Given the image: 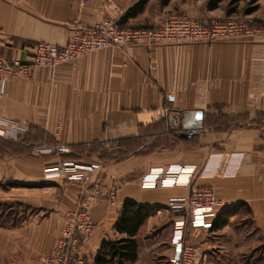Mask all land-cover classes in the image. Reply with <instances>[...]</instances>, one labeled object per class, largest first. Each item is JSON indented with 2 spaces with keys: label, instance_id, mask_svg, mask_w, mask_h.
<instances>
[{
  "label": "crops",
  "instance_id": "obj_1",
  "mask_svg": "<svg viewBox=\"0 0 264 264\" xmlns=\"http://www.w3.org/2000/svg\"><path fill=\"white\" fill-rule=\"evenodd\" d=\"M171 4L0 0V53L27 61L35 43L63 45L76 26L107 18L121 27H150L156 17L173 13ZM254 4L252 14L264 20V0ZM216 8L204 5L196 17L212 18ZM169 93L173 101L166 99ZM167 110L191 117L200 112L203 131L192 139L169 131ZM6 119L17 126L5 138L14 150L0 149V185L9 182L0 197L22 200L33 212L0 225V264H38L53 251L63 213L78 194L77 184L44 176V167L59 158L93 163L104 196L116 187L113 203L104 197L89 208L98 226L79 248L87 263L103 240L125 236L115 222L131 201L155 209L136 233L131 264H171L178 213L168 200L204 187L224 208L214 227L190 230L197 264H243L248 254L264 264L263 35L102 48L54 67H35L27 78L6 80L0 121ZM56 145L68 151L47 152ZM169 164L193 166L190 182L141 185L151 168ZM161 223L167 224L163 239L154 235Z\"/></svg>",
  "mask_w": 264,
  "mask_h": 264
},
{
  "label": "built area",
  "instance_id": "obj_2",
  "mask_svg": "<svg viewBox=\"0 0 264 264\" xmlns=\"http://www.w3.org/2000/svg\"><path fill=\"white\" fill-rule=\"evenodd\" d=\"M257 34L264 36V24H259L252 18L192 19L172 13L156 17L153 24L146 28L121 27L113 19H102L91 26H76L63 45L41 41L35 43L27 61L7 58L0 53V97L4 94L6 80L10 77L27 78L35 67H54L102 48H124L134 44L151 45L156 42L227 39ZM166 99L173 101L174 95L169 93ZM166 119L168 130L181 134L186 139H192L203 131L201 120L193 119L188 113L181 115L176 110H167ZM16 126L15 120L0 121V137L7 138V129ZM67 151L68 148L60 145L47 149V152L55 154ZM93 166V163L59 158L44 167L46 178L73 182L78 186V194L73 207L63 213L62 229L53 251L49 255L41 256L38 264H85L79 248L83 240L98 226L92 221L89 208L104 197L113 203L116 192V187H113L108 195L104 196L100 182L94 175ZM193 172V166L175 164L151 168L141 177V185L172 187L178 183H189ZM168 207L178 213V218L173 221L170 237L173 246L170 263L197 264V247L189 239L190 230L212 228L217 215L224 208L223 201L217 198L212 189L192 187L187 196L169 198Z\"/></svg>",
  "mask_w": 264,
  "mask_h": 264
},
{
  "label": "rangeland",
  "instance_id": "obj_3",
  "mask_svg": "<svg viewBox=\"0 0 264 264\" xmlns=\"http://www.w3.org/2000/svg\"><path fill=\"white\" fill-rule=\"evenodd\" d=\"M205 1L206 0H172L171 9L173 14H182L192 19H203L196 16L198 12H201V8L205 5ZM158 3L161 6L160 0H158ZM256 7L254 0H222L215 9L212 18L219 20H246L247 18H252L257 23L264 24V20H257L255 15L252 14V11L255 10ZM14 148V145L8 140H5V138L0 139V149L3 151H11L14 150ZM5 185H9V182L0 185V194L9 191V188ZM32 212L33 209L22 200L10 199L7 195L0 197V225L19 223ZM166 227L167 224L161 223L154 231V235L163 239L167 232ZM255 261V257H250V254L243 258V264H255Z\"/></svg>",
  "mask_w": 264,
  "mask_h": 264
},
{
  "label": "trees",
  "instance_id": "obj_4",
  "mask_svg": "<svg viewBox=\"0 0 264 264\" xmlns=\"http://www.w3.org/2000/svg\"><path fill=\"white\" fill-rule=\"evenodd\" d=\"M221 1L222 0H206L205 6L208 9H214ZM168 2L169 0H160L161 5H166ZM129 10L130 8L125 12V17L130 12ZM154 212V207L140 205L131 201L125 202L115 222V229L120 233H125V236L117 239L103 240L93 262L87 263L85 261V264L133 263L137 257L138 245L135 237L136 233L144 221ZM215 221L212 227L215 226Z\"/></svg>",
  "mask_w": 264,
  "mask_h": 264
},
{
  "label": "water",
  "instance_id": "obj_5",
  "mask_svg": "<svg viewBox=\"0 0 264 264\" xmlns=\"http://www.w3.org/2000/svg\"><path fill=\"white\" fill-rule=\"evenodd\" d=\"M193 119H200L201 118V113L200 112H195L194 116L192 117Z\"/></svg>",
  "mask_w": 264,
  "mask_h": 264
}]
</instances>
